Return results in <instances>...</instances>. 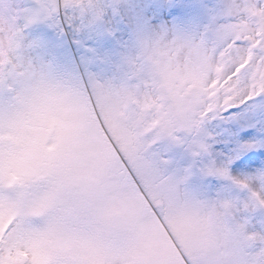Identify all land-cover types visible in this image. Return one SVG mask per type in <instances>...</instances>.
Here are the masks:
<instances>
[{
    "label": "snow or ice",
    "instance_id": "1",
    "mask_svg": "<svg viewBox=\"0 0 264 264\" xmlns=\"http://www.w3.org/2000/svg\"><path fill=\"white\" fill-rule=\"evenodd\" d=\"M0 264H264V0H0Z\"/></svg>",
    "mask_w": 264,
    "mask_h": 264
}]
</instances>
